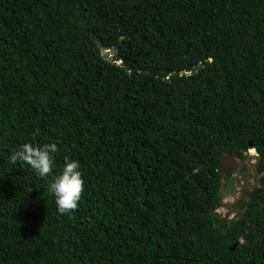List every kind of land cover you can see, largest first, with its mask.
Wrapping results in <instances>:
<instances>
[{
    "label": "trees",
    "instance_id": "trees-1",
    "mask_svg": "<svg viewBox=\"0 0 264 264\" xmlns=\"http://www.w3.org/2000/svg\"><path fill=\"white\" fill-rule=\"evenodd\" d=\"M26 141L52 174L8 162ZM248 142L264 201V0H0V264H264V207L211 212Z\"/></svg>",
    "mask_w": 264,
    "mask_h": 264
},
{
    "label": "clouds",
    "instance_id": "clouds-1",
    "mask_svg": "<svg viewBox=\"0 0 264 264\" xmlns=\"http://www.w3.org/2000/svg\"><path fill=\"white\" fill-rule=\"evenodd\" d=\"M104 49L107 50L109 48ZM109 54L107 58H110L114 63H120L119 58L112 56L113 53L111 49L109 50ZM39 134V128H34L31 133L33 136H39ZM249 143L251 142H248V145ZM248 150L253 151L254 154L252 155L255 156L256 162L258 153L252 145H249V148L244 151L243 158H248V155H246ZM58 151V144L56 142L32 143L26 141L20 143L10 152L8 155V162L13 165L20 164L22 166H27L36 176L43 178L52 174L55 154ZM238 159V156H236L235 160L237 161ZM83 190L84 180L80 169V161L64 156L58 174H56L47 185V192L53 197L56 211L59 214H65L76 209ZM214 210L216 211V209L213 208V211Z\"/></svg>",
    "mask_w": 264,
    "mask_h": 264
},
{
    "label": "flooded vegetation",
    "instance_id": "flooded-vegetation-1",
    "mask_svg": "<svg viewBox=\"0 0 264 264\" xmlns=\"http://www.w3.org/2000/svg\"><path fill=\"white\" fill-rule=\"evenodd\" d=\"M238 158L239 159L237 161L235 160V164L233 166H230L229 171L226 174H222V176H221V185H222L221 186L222 187L221 193L223 195H233V194L238 192L237 198L230 205V207L236 208L237 215L234 219L241 217L242 212L246 207L255 206V205H259L260 207H264V201L259 200V195H258L260 192V187H261L260 183H259L260 174L256 173L254 171V164H253V166L247 168L243 165V163L245 161L244 158H240V157H238ZM246 159H248V158L246 157ZM252 172L258 174V177L256 180L257 184H255L256 186H251L252 187L251 188V187L247 186V183L249 181L247 182L246 180H247V177H249V173H252ZM228 177H231L232 180H238L239 181L238 184L235 181L233 182V186L235 189L233 194H231V193L225 194V188L229 184ZM254 190H258V191L255 194H252V192ZM254 195H255V199H251L252 196H254ZM221 205H222V203H221ZM224 217H225L224 223H226V221H228V220H231V218L228 217L226 214ZM222 219H223V217H222ZM222 219H221V221H222ZM221 221H220V223H221ZM250 229L251 228L248 227L247 231H249Z\"/></svg>",
    "mask_w": 264,
    "mask_h": 264
},
{
    "label": "rangeland",
    "instance_id": "rangeland-1",
    "mask_svg": "<svg viewBox=\"0 0 264 264\" xmlns=\"http://www.w3.org/2000/svg\"><path fill=\"white\" fill-rule=\"evenodd\" d=\"M109 50L110 49H107V50H105L104 48H102L101 49V52H102V54L104 55V56H106V58H107V56H109L110 54H109ZM252 154H254L253 153V151L252 150H248L247 152H246V155H248V159L246 160L245 158H244V163H243V165L245 166V167H251V166H253V164H254V162H255V156L254 155H252ZM247 177V176H246ZM257 177H258V174H256V173H249V177H247V186L248 187H251V186H256L255 184H257ZM258 186V185H257ZM252 188V187H251ZM221 191H222V187H221V190H220V194H221V203H222V205L220 204L217 208H216V212L217 213H219V215L221 216V217H223V216H225V214L228 216V217H230L231 219H234L235 217H236V215H237V212H236V208L235 207H230V205H231V203H233L234 201H235V199L237 198V196H238V192L237 193H235V194H233V195H223L222 193H221ZM227 204V205H226ZM229 206V207H228Z\"/></svg>",
    "mask_w": 264,
    "mask_h": 264
},
{
    "label": "water",
    "instance_id": "water-1",
    "mask_svg": "<svg viewBox=\"0 0 264 264\" xmlns=\"http://www.w3.org/2000/svg\"><path fill=\"white\" fill-rule=\"evenodd\" d=\"M116 49L114 50V52L116 53ZM249 145L251 146L252 143H249ZM237 156V153L235 152L234 154H230V153H226L225 155H220L219 156V160L221 161V165L218 169V171L221 174H226L229 171L230 166H233L235 164V157ZM229 180V184L227 185V187L225 188V194H233L234 193V186H233V182L235 181L237 184L239 183L238 180H232L231 177H228ZM258 190H254L252 192V194H255ZM251 199H255V195L252 196ZM213 211V209H211V212ZM225 222V217H223L222 221H221V225ZM236 243H234L232 245L231 248H233L235 246Z\"/></svg>",
    "mask_w": 264,
    "mask_h": 264
}]
</instances>
